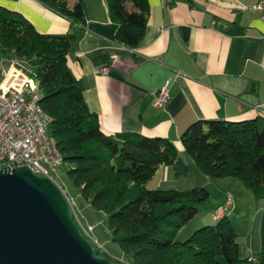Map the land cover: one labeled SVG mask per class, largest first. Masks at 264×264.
Returning a JSON list of instances; mask_svg holds the SVG:
<instances>
[{
	"label": "trees",
	"instance_id": "obj_1",
	"mask_svg": "<svg viewBox=\"0 0 264 264\" xmlns=\"http://www.w3.org/2000/svg\"><path fill=\"white\" fill-rule=\"evenodd\" d=\"M69 19L64 35L39 33L22 14L0 7V59L17 61L39 85L43 110L52 118L50 134L64 157L66 175L76 193L105 215L109 239L126 264H264V211L260 250L242 257L238 234L228 215L194 232L179 233L210 201L204 187L155 189L147 184L161 166L179 157L169 139L137 133L107 135L99 116L89 110L84 83L68 56L86 22L84 2L38 0ZM118 24L117 41L138 48L151 13L149 0H106ZM0 60V61H1ZM185 154L211 179H238L264 201V116L246 121L200 120L182 134ZM177 175V173H176ZM101 256L104 252L96 248Z\"/></svg>",
	"mask_w": 264,
	"mask_h": 264
},
{
	"label": "crops",
	"instance_id": "obj_2",
	"mask_svg": "<svg viewBox=\"0 0 264 264\" xmlns=\"http://www.w3.org/2000/svg\"><path fill=\"white\" fill-rule=\"evenodd\" d=\"M76 1L70 0V5ZM260 2L149 0L145 37L131 49L117 41L118 24L111 19L106 0H85L86 22L68 64L85 85L89 110L99 116L107 135L169 139L179 151L172 167H160L147 184L149 189L189 190L212 183L185 154L181 142L194 122L264 116V22L261 12L252 8ZM0 7L22 14L41 34L64 35L72 29L69 19L38 0H0ZM104 68L108 73L101 72ZM168 81L170 100L156 108L154 95ZM217 208L218 221L224 215L221 206ZM88 216L81 224L95 227L94 236L105 245L110 234L104 220L93 224ZM240 244L242 257L256 255L260 233Z\"/></svg>",
	"mask_w": 264,
	"mask_h": 264
},
{
	"label": "water",
	"instance_id": "obj_3",
	"mask_svg": "<svg viewBox=\"0 0 264 264\" xmlns=\"http://www.w3.org/2000/svg\"><path fill=\"white\" fill-rule=\"evenodd\" d=\"M0 264H126L96 252L60 188L29 167L0 170Z\"/></svg>",
	"mask_w": 264,
	"mask_h": 264
},
{
	"label": "built area",
	"instance_id": "obj_4",
	"mask_svg": "<svg viewBox=\"0 0 264 264\" xmlns=\"http://www.w3.org/2000/svg\"><path fill=\"white\" fill-rule=\"evenodd\" d=\"M252 8L261 12L264 22V0ZM0 71V170L24 166L31 168L38 175L55 183L71 206V197L66 187L56 176L57 171L64 166V157L56 139L50 134L52 118L40 105L38 82L24 64L16 59L1 60ZM101 72L108 73V69L104 68ZM170 85V81L166 82L155 93L156 108H163L169 102ZM233 208V197L229 193L221 207V213L227 215ZM75 217L83 234L95 248L104 252L112 261L125 263L119 256L111 254L106 246L92 235V226L85 228L77 215ZM252 259L257 261L253 256Z\"/></svg>",
	"mask_w": 264,
	"mask_h": 264
},
{
	"label": "rangeland",
	"instance_id": "obj_5",
	"mask_svg": "<svg viewBox=\"0 0 264 264\" xmlns=\"http://www.w3.org/2000/svg\"><path fill=\"white\" fill-rule=\"evenodd\" d=\"M1 72L0 81L2 80ZM56 176L58 177L59 182L66 187V190L71 197V206L80 222L86 220V216L88 215L93 224H99L100 219L105 220V215L103 212H100L94 208H85V204L87 203L78 193H76V189L66 175L65 166L57 171ZM211 181L212 183L206 188L211 195L210 201L199 206L198 215L193 220H191L188 225L183 228V230H181L177 239L179 241H186L197 230L215 224L217 222V220L214 218V216L217 215L216 209H218L217 207H222L225 204L227 193H230L233 197L234 208L231 209L227 215L229 216L230 221L238 234L239 242L246 243L249 240L252 241L256 232L260 233L261 221L264 211V201L257 199L255 195L238 179H211ZM258 224L259 231L257 229ZM97 228L98 231L104 232L102 226ZM91 233L93 236L96 234L95 227H93ZM109 245L113 246L114 248H118V246L112 243L110 239L108 243H105V246L109 252L113 255L116 254L115 256H117L118 254ZM120 258L122 259V257Z\"/></svg>",
	"mask_w": 264,
	"mask_h": 264
}]
</instances>
